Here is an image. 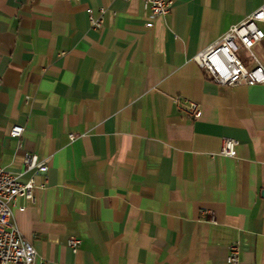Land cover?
I'll return each mask as SVG.
<instances>
[{
    "label": "crops",
    "instance_id": "1",
    "mask_svg": "<svg viewBox=\"0 0 264 264\" xmlns=\"http://www.w3.org/2000/svg\"><path fill=\"white\" fill-rule=\"evenodd\" d=\"M171 1L151 18L141 0H0V168L37 186L11 219L33 264H228L233 244L264 264V84L219 85L194 62L264 0ZM252 53L264 67V39Z\"/></svg>",
    "mask_w": 264,
    "mask_h": 264
},
{
    "label": "built area",
    "instance_id": "2",
    "mask_svg": "<svg viewBox=\"0 0 264 264\" xmlns=\"http://www.w3.org/2000/svg\"><path fill=\"white\" fill-rule=\"evenodd\" d=\"M128 2L131 0H122ZM145 9L150 12L151 18H163L168 15L171 7V0H141ZM102 11L98 17L88 15L89 24L92 29H99L102 26ZM264 23V4L258 7L253 13L246 17L238 25L231 27L216 43L194 57L196 65L203 70L210 79L219 85L254 86L264 84V67L252 53V48L264 39V32L260 24ZM240 49L248 53L254 66L248 69L245 64L236 56ZM173 103L187 116L196 120L201 115V108L193 101L176 97ZM23 127L15 125L11 127L9 136L20 138ZM69 139H74L69 135ZM237 142L224 140L219 150V155L234 157ZM23 166L25 172L36 171L45 174L46 165L39 161L36 155L25 153L23 155ZM37 186L33 178L26 182L19 181V176L10 171L0 168V264H33L36 254L30 244L20 235L18 229L12 224V207L18 199L28 202L33 201V194ZM22 209V208H20ZM81 241L76 238H69L67 245L72 252H75ZM228 264H239V249L233 244L228 247ZM42 264V263H41Z\"/></svg>",
    "mask_w": 264,
    "mask_h": 264
},
{
    "label": "rangeland",
    "instance_id": "3",
    "mask_svg": "<svg viewBox=\"0 0 264 264\" xmlns=\"http://www.w3.org/2000/svg\"><path fill=\"white\" fill-rule=\"evenodd\" d=\"M242 52H243V50H238V51L236 52V56L239 57V54L242 53Z\"/></svg>",
    "mask_w": 264,
    "mask_h": 264
}]
</instances>
